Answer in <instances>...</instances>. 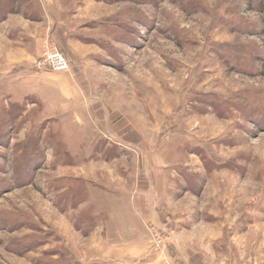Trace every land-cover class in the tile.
<instances>
[{
	"label": "rangeland",
	"instance_id": "1",
	"mask_svg": "<svg viewBox=\"0 0 264 264\" xmlns=\"http://www.w3.org/2000/svg\"><path fill=\"white\" fill-rule=\"evenodd\" d=\"M0 264H264V0H0Z\"/></svg>",
	"mask_w": 264,
	"mask_h": 264
},
{
	"label": "built area",
	"instance_id": "2",
	"mask_svg": "<svg viewBox=\"0 0 264 264\" xmlns=\"http://www.w3.org/2000/svg\"><path fill=\"white\" fill-rule=\"evenodd\" d=\"M53 56L58 70H64L68 68V63L63 56L55 50V53H51Z\"/></svg>",
	"mask_w": 264,
	"mask_h": 264
}]
</instances>
